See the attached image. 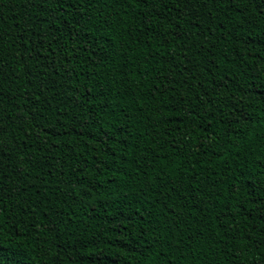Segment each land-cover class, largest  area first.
Wrapping results in <instances>:
<instances>
[{
    "label": "trees",
    "instance_id": "trees-1",
    "mask_svg": "<svg viewBox=\"0 0 264 264\" xmlns=\"http://www.w3.org/2000/svg\"><path fill=\"white\" fill-rule=\"evenodd\" d=\"M0 264H264V0H0Z\"/></svg>",
    "mask_w": 264,
    "mask_h": 264
}]
</instances>
